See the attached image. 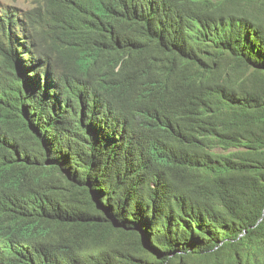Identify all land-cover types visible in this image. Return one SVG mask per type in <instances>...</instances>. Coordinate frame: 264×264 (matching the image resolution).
Instances as JSON below:
<instances>
[{"label":"trees","instance_id":"1","mask_svg":"<svg viewBox=\"0 0 264 264\" xmlns=\"http://www.w3.org/2000/svg\"><path fill=\"white\" fill-rule=\"evenodd\" d=\"M0 264H264V0L0 4Z\"/></svg>","mask_w":264,"mask_h":264},{"label":"rangeland","instance_id":"2","mask_svg":"<svg viewBox=\"0 0 264 264\" xmlns=\"http://www.w3.org/2000/svg\"><path fill=\"white\" fill-rule=\"evenodd\" d=\"M0 4H8L11 6L30 10L38 4V0H0Z\"/></svg>","mask_w":264,"mask_h":264},{"label":"bare ground","instance_id":"3","mask_svg":"<svg viewBox=\"0 0 264 264\" xmlns=\"http://www.w3.org/2000/svg\"><path fill=\"white\" fill-rule=\"evenodd\" d=\"M44 80H45V79H44ZM50 83H51V82H50ZM50 83H49V84H50Z\"/></svg>","mask_w":264,"mask_h":264}]
</instances>
